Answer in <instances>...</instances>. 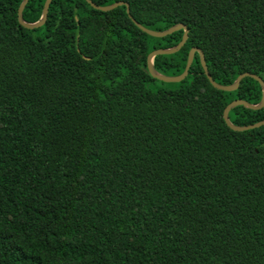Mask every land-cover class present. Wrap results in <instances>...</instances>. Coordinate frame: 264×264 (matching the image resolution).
<instances>
[{
  "label": "trees",
  "instance_id": "1",
  "mask_svg": "<svg viewBox=\"0 0 264 264\" xmlns=\"http://www.w3.org/2000/svg\"><path fill=\"white\" fill-rule=\"evenodd\" d=\"M0 0V264H264V0ZM46 0H29L36 24ZM170 84V86H166ZM232 124L264 121L243 105Z\"/></svg>",
  "mask_w": 264,
  "mask_h": 264
},
{
  "label": "water",
  "instance_id": "2",
  "mask_svg": "<svg viewBox=\"0 0 264 264\" xmlns=\"http://www.w3.org/2000/svg\"><path fill=\"white\" fill-rule=\"evenodd\" d=\"M53 0H46V3L44 5L43 8V13H42V18L41 20L36 23V24H27L26 22H24L23 20V12L27 6V4L29 3V0H24L23 3L21 4V6L19 7L18 10V22L19 24L28 30H34V29H39L41 27H43L46 22H47V18H48V12H49V8L50 5L52 3ZM93 9L103 12V13H107V12H111L114 11L118 8L121 7H126V12L128 14V16L132 19L131 14H130V7L128 4H124V3H117L114 4L112 6H108V7H98L95 4L92 3L91 0H85ZM133 20V19H132ZM133 22L137 25V27L139 29H141L144 33H146L147 35H151L153 37H157V38H162L168 35H171L177 31L180 30H184V35L182 38V41L175 47L170 48V49H158L153 51V53L148 57V70L150 75L154 78V79H158L160 81H163L165 83H179L183 80L186 79V77L189 74V70L193 64L194 61V57L195 54L198 53L200 55V60H201V64L202 67L204 69V72L207 76V78L209 79L210 83L217 89L219 90H223V91H235L239 88L241 81L246 78V77H252L254 79H256L262 86L263 89V95H262V100L259 104L257 105H253L250 104L244 100H235L232 103H230L224 110V120L226 122V124L234 131H247V130H251V129H255V128H259L261 126H264V121L258 122L256 124H252V125H246V126H238V125H234L231 123L230 119H229V113L230 111L240 105H243L249 109H261L264 107V81L257 75L254 74H250V73H243L241 75L238 76V78L235 80V82L232 85H228V86H223L218 84L217 82H215V80L212 78L211 74L209 73L207 64H206V59H205V55L203 53V51L201 49L198 48H192L190 53H189V57H188V61H187V65L186 68L184 70V72L181 75L178 76H166L163 74H160L159 72L155 71L154 69V58L158 55H169V54H174L176 52H178L180 49L183 48V46L186 44L188 37H189V29L183 25V24H179V25H175L165 31H153V30H147L145 28H143L142 26H140L138 23H136L134 20Z\"/></svg>",
  "mask_w": 264,
  "mask_h": 264
},
{
  "label": "rangeland",
  "instance_id": "3",
  "mask_svg": "<svg viewBox=\"0 0 264 264\" xmlns=\"http://www.w3.org/2000/svg\"><path fill=\"white\" fill-rule=\"evenodd\" d=\"M166 86H170V87H172L170 84H166Z\"/></svg>",
  "mask_w": 264,
  "mask_h": 264
}]
</instances>
